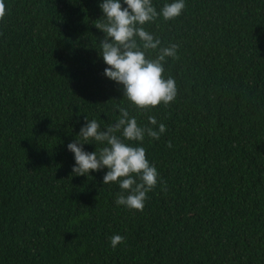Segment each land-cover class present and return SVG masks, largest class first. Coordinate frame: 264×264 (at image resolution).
Masks as SVG:
<instances>
[{
  "label": "trees",
  "instance_id": "trees-1",
  "mask_svg": "<svg viewBox=\"0 0 264 264\" xmlns=\"http://www.w3.org/2000/svg\"><path fill=\"white\" fill-rule=\"evenodd\" d=\"M172 2L152 0L157 12ZM184 2L179 17L144 25L160 47L179 44L163 64L177 97L138 110L104 76L103 0H5L0 264H264V0ZM119 107L166 126L159 140L124 141L159 174L143 211L115 203L107 168L72 174L67 145L86 118L106 131Z\"/></svg>",
  "mask_w": 264,
  "mask_h": 264
},
{
  "label": "clouds",
  "instance_id": "clouds-1",
  "mask_svg": "<svg viewBox=\"0 0 264 264\" xmlns=\"http://www.w3.org/2000/svg\"><path fill=\"white\" fill-rule=\"evenodd\" d=\"M123 4L127 7L122 6L121 0H103L99 5L104 16L97 20L95 27L105 33L100 41V55L108 66L104 69V76L122 85L124 97L138 110H148L161 104L167 106L176 99L177 87L174 78L165 79L163 64L168 57L179 59V44L160 47L161 40L146 31L144 25L160 16L166 21L179 17L186 7L185 2L173 0L159 12L152 0H123ZM5 16V0H0V21ZM150 51L156 52L154 59L148 57ZM118 110L120 116L117 122L107 126L106 131H101L95 119L89 121L86 118L78 135L80 139L67 145L75 159L72 174L87 176L90 172L107 168L103 184L118 182L121 189L115 203L143 211L147 194L156 187L159 174L156 167L149 163L144 147L132 146L124 141L142 144L145 135L159 140L166 132V126L159 123L158 131L154 130L157 119L148 116L152 127H141L137 119L130 116L128 109L119 107ZM90 140L104 146L98 151L86 152L83 146ZM124 241L125 237L118 234L110 237L113 249Z\"/></svg>",
  "mask_w": 264,
  "mask_h": 264
}]
</instances>
